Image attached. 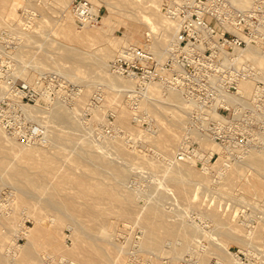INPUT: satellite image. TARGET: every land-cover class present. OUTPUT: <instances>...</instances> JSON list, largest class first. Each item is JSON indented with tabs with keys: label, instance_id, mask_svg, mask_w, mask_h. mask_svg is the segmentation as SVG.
Listing matches in <instances>:
<instances>
[{
	"label": "rangeland",
	"instance_id": "rangeland-1",
	"mask_svg": "<svg viewBox=\"0 0 264 264\" xmlns=\"http://www.w3.org/2000/svg\"><path fill=\"white\" fill-rule=\"evenodd\" d=\"M104 1L105 0H94L93 1L94 4L96 5V7H99V9H101V12H100L101 17L99 19V22L95 23V24H89L87 26H84V25L77 23L75 21V19L72 20L73 18H70L68 16L67 10L64 9L65 2H63V0H29V1L27 0V2H29L28 5H25V4H27L26 0H0V33H1L0 36L3 37V38L0 37V47L3 51L5 50L3 52L0 49L1 50L0 60H2L4 62L2 65L3 72L12 76L16 80L18 79L17 83H21V84H24V85L29 86V87H31V86L35 87L33 84H30V83L25 84V82L23 83L24 79L21 80V78H23V77H21L19 72H18L19 67H22V68L24 67L25 69L35 73L36 78H38L41 75L43 76L44 74H46V75L47 74H54L53 70H55V74L58 73L63 80H53V82L48 84L47 85V92H49V93H47V94H50L51 96L50 97L48 96L49 98L46 96H42L41 102L38 105V106H42L41 109L44 108L42 110L43 111L45 110L47 115H48L47 112H50L52 110V107H54V103H56V104L58 103L57 100H59L60 102L63 101L61 103L62 107H64V108L68 107L69 111L70 110L72 111L73 107H76V108H74L75 110L73 109L76 112L73 113V111L72 112L70 111V113H72L75 118L78 115L77 118H79L80 120L79 119H77V120H78L80 126L81 127L84 126L83 128H81L82 133H83V131L84 132L87 131L88 134H86V135L88 136L90 132L91 133L93 132L92 136L95 139H93L91 134L89 135V138L92 137L93 141L96 140V142L97 141L99 143L101 142L100 143L101 145L99 144V146L94 145L95 148L96 147L97 148L100 147V149L104 148L103 150H105V152H107V154L109 153L110 158L116 157V154L118 153L116 147L115 146L111 147L112 146L111 144L113 143V145H114L115 144L114 141L116 139H121V137L124 136L125 139L122 138L121 140L123 141V139H124L125 143L127 142V143H130V145L132 144L134 146V148L136 146L135 149L137 151H141L142 154H143V152H146V153H144L145 155L144 154L143 155L147 159H150V160L153 159V161L155 160L156 162H160L163 165L166 162H167L166 164H168L169 161H167L166 159H163L164 156H163L162 150L159 149L160 147H158L154 143V141H152V142L149 141L150 140L149 138H148L147 143H146V141H145L146 139L143 140L141 138V136L138 135L139 132H137L138 128L149 129L148 131L149 132L151 131V132L150 133L148 132V137H150L149 134H151V137H152L151 140H152L156 135L160 134V132L163 131V129H165V127H166L165 124L167 122L166 118H168V117L166 115H165L166 116L165 117L163 115V113L160 112V109H157L155 107H150V106H142L141 107L140 101H142V98H140V101H138V103H137L138 106L140 105V108H138V109H136L137 105H134V104H131L130 102H128L129 100H127V99H129V98H128L127 94L122 95V97L116 98L107 86H105L99 82V79L101 78L100 72L93 69L92 67L89 68V66L86 65L85 63L77 64V63H74V60L68 59V52H69L70 48H75L78 53L87 56V55H91V54L97 52L98 48H100V45L103 44L104 42H109V40H112L113 42L120 43V44H121V42H124L126 40H128L129 43H131V44H136V45L145 44L146 33H147V31H149V29L145 26L138 28V27H136V19H134L130 16L119 14L118 9H120L121 6L117 0H110L112 5H113L111 10H109L108 6L104 3ZM15 16L18 19L21 18L23 20H21V19L18 20L15 18ZM20 20L23 21L24 23L22 24L20 22ZM13 21H14V23H13ZM17 22H19L21 26H19L18 25L19 23H17ZM12 23H13V25H11ZM16 23L18 26L15 25ZM69 24L73 25V31H69V29H68ZM23 25H25V26H23ZM12 28H14V29H12ZM89 29L91 30V33L86 32V30H89ZM151 43H152V41H151ZM21 44L22 45L24 44L23 45L24 48ZM18 45L20 46L19 48H18ZM14 46H16V47H14ZM4 47H6V48H4ZM12 48H14V49H12ZM16 48H18V49L16 50ZM15 54H18V55H15ZM115 54L117 55V53H114V56L111 58L112 60L110 59L108 61V64H111L113 62L114 58L116 57ZM55 62L60 64V65H58V64H56V65H58V67L59 66L62 67V68H60V67L59 68L61 69L60 70L61 72L64 71V72H62L63 74L60 73V71L59 72L56 71L59 68L54 64ZM41 63H43L47 66H45V65L41 66L40 65ZM13 64H15L16 71L13 68L14 67ZM36 65H38V67L35 68ZM54 65H55V67H54ZM29 66L34 68V69H31ZM42 67H43L44 73L42 72V69H40ZM45 68H47V69L51 68V70L52 69L53 70L47 71ZM36 69L39 70L40 73ZM109 69H110V67H109ZM68 72L72 74V77H71V75H68ZM41 73H43V74H41ZM64 73H66V75H64ZM63 75L66 76V78H68L67 76H70L68 78L69 80L64 78ZM73 76H76V77H73ZM89 81H92V83L90 85H87V82H89ZM0 90L4 91V89L2 87L0 88ZM77 91L78 92L81 91V92L78 93ZM75 92H77L79 96ZM98 92H99V94H98ZM165 93H167V92H165ZM2 94L3 95H1L0 98L4 97V93H2ZM72 94L74 95V97ZM80 94L81 95L83 94L82 95L83 97L82 96L80 97ZM76 95L78 98H76ZM165 95H168V94H165ZM97 96L99 98H97ZM77 99H78V101H77ZM64 103H65V105L63 106ZM0 105L1 106L3 105L1 103V101H0ZM32 105H35V103H32L31 106ZM98 106L100 107V109H98L99 112L97 110H96L97 112H94L93 111L94 107L98 108ZM2 107H3V112H1V113L4 115V117L6 119L10 120V122L12 124H16L17 126H21V127H23V126L28 127L31 123H33L36 126H38L37 130H38V132L40 131L38 138L40 136L41 137L39 138V140L36 141V143L38 142V144H40V142H41V145L46 143V146H40L38 148H34L33 150H36V151L42 150V151H49V152L52 151L54 153H52L53 155H50V157H48V159L46 157L40 156L39 154H34L31 156H27V157H24V155H20L18 160H19V162L23 163L25 166L23 168V171H24L23 174L20 175L19 177H8V172L0 173L1 179L5 182L4 184L1 183L2 185L0 184V222L3 221L2 223H0V226L2 225V227H0V230L3 232H5L6 230L10 231L9 235H10L11 239H13V241H16L18 243V245H21L23 250L26 249L27 241L29 239L32 240V242L34 241L33 244L35 246L33 247L31 245L29 247L30 255L39 256L40 254H43L44 256H46L43 258V260H45V262H47L49 264L53 263V261H51V260H53V257L56 258L57 260L59 259V257L67 258V259L62 260V262H61V260H59V261L56 260V262H58L59 264H66V260L68 261V259L69 260H75L76 264H79V263L84 264L83 261H81L80 253L83 250V248L86 247V245L88 247L95 246L94 243L91 240L85 238L82 234H80V232H74V230L78 231V230H76L75 226L69 220H67V221L63 220L59 213L43 208V210L48 214V215L45 214V216L48 217L49 219L46 217H43L44 221H42V222L43 223L45 222L48 225H50L53 229L56 230L57 233L60 232V235L56 233L58 236L56 241L57 240L58 241L57 242L55 240H53L51 242L49 241L50 243H53V245L48 244L47 240L43 239L45 232L40 229V226L37 227V225L33 221L34 218L36 219L39 217L35 216V212H34V214H32V213L30 214V212L33 210V207L36 208V214H38L39 212L45 213L43 210H40V208H42V204H41L40 200H36V197L38 198V194H39V193L36 194V192H43V189L35 188L33 191H31V193L34 194V195L31 194V195L34 197L32 198V196H29V198H28L29 204H24L21 202V198L23 195L20 196L21 193L18 192L17 186H19L18 184H20L22 182L30 183L31 181H34V179L38 177L37 173L42 172V173L46 174L47 180L53 181L54 184L67 185L66 191L68 193H70V194L76 193L77 190L75 188H71V184L68 185V182H66V183L61 182V178L59 176L60 175L59 169L64 170V169L68 168L69 170L75 171L76 174H81V173L86 171V169H87L86 166L82 164L83 159L80 160V158L76 154L77 152L74 151L75 148L80 150L81 148L79 149V145L81 146V144H82L84 146L83 143L86 141V139H84V138L79 139L78 137H76V138H74L75 141L73 142L69 138L70 137L69 136L70 134L68 132L69 128H68V126H66L68 124H66V125L64 124L63 125L64 127H63L61 125V123H59L57 120L53 119V116L51 114H49V117H47L46 114H44V116L47 117L45 119L46 121L48 119L50 120V115L52 116L51 121L48 120L47 122L43 121L44 118H42L43 119L42 121H40L41 119L38 120L37 117L35 118V116H36V115L34 116L35 113L34 114L30 113L32 115H29V117L32 116L33 118H29L27 120H24V117L21 115L19 110H17L16 108L4 107V105ZM46 107H48V109H46ZM91 107L93 110L91 109ZM68 108L66 110H68ZM121 108H126L130 112V115L128 116V119L130 121L129 120L123 121V122L116 121L118 118L117 114H119ZM43 113H45V112H43ZM43 113H42V115H43ZM95 114H97V116L99 115L103 119H99V117L96 118L94 116ZM136 114L140 115L138 118L141 119L140 121H137V123L139 124L138 126L136 125L137 124L136 120L133 119ZM161 115H163V116H161ZM77 120H76V122H77ZM187 120H188V117H187ZM163 122H164V124H162ZM39 123H40V125H39ZM55 123H59V125L56 124L57 126H55ZM113 124H117L120 127L118 129V131H116L117 132L116 134L114 132V129H113V133H112V130H111V132L106 131V127L108 125L113 126ZM185 124L182 125L183 128L180 129L181 131L179 130L180 131L179 133L183 138H186V135H184L185 133L183 134V131H185L186 126L188 125L187 122ZM89 125H91L92 127H90ZM134 125L137 129H135ZM127 126H131L132 128L134 127V129L129 130V128ZM184 126H185V128H184ZM94 127L97 130H95ZM93 128H94V130H93ZM66 129H67V131H66ZM84 129H86V130H84ZM98 129L100 131H103V133L100 132ZM101 129H103V130H101ZM255 129H257V128H255ZM96 131H98V132H96ZM130 131H132L133 133ZM154 132L156 133V135ZM256 132L258 135L257 141H259L258 145L248 147L247 149L244 148V149H242V151L239 150L240 152L238 150H235V151L233 150L232 152L228 151V156L230 155L229 159H231V160L233 159L234 161H235V159L239 160V159L243 158L247 154L248 151L254 150V149H256L257 151H264V140H263L264 139V136H263L264 135L263 134L264 133V119H263V123L261 124L260 128L257 129ZM6 133H7L8 137H10V139H15V141H17L20 145H25V144H22V143L26 142L25 140L23 141L22 139H19V138L15 137L14 135H12L8 132H6ZM96 133H97V136H95ZM130 133H132L133 135H131ZM42 134H44V136H45L46 142H44V143H42L43 139H44V138H42L43 137ZM58 134H60V136H58ZM100 134H101V136H100ZM112 134H113V136H112ZM135 134L138 136V138L136 137ZM83 135H84V137L86 136L85 134H83ZM118 135H119V137H118ZM102 136L104 137L103 139L101 138ZM193 136H194V134H193ZM111 137H113V138H111ZM195 137H197V135H195ZM195 137H194V140L196 143L194 146L198 147L199 146L198 145L199 139H197L198 137L195 139ZM89 138L87 137V139H89ZM133 138H134V140H133ZM108 139L110 141H113V139H114V141L111 142V144H106V142H108ZM93 141L91 140V143ZM132 141L135 143H132ZM49 142H50V144H52L51 146H53V144H55L54 145L55 148H50V146H48ZM98 142L96 143V145L98 144ZM143 142H145V143H143ZM28 143L29 144H35L33 142L32 143L27 142L26 145ZM78 143H80V144H78ZM145 144H146V146H145ZM104 145L106 147H107V145H109L110 148H108V147L106 148ZM201 148H202L201 150L203 152H205V153L207 152L206 147L202 146ZM250 148H254V149H250ZM260 148H261V150H260ZM15 149L16 148L12 144L7 143L4 139L0 138V159L2 158V159L9 160V158L11 156L10 155L11 152H13ZM100 149H97V150H100ZM101 151H102V149H101ZM174 151L176 153H173L172 156H173V161L176 160V162L174 161L175 163L174 162L173 163L174 164H177V162L181 163L183 160L179 159V157H178V159H179V161H178L176 158L177 153L180 152L179 145H177L175 147ZM240 153H242V155H240ZM236 154H238V155H236ZM234 156H236V158ZM113 158H111V159H113ZM218 158H219V153L218 152L214 153L211 156L210 164H214ZM115 159L116 158H114V160ZM122 159L121 158L118 159V160L122 161V165L120 163L119 164L121 166H123V163H124L125 168L127 166L129 168H131V170L129 168H126V169H128V173L129 172L130 173L129 174L127 173V176L125 178L126 180L124 182L125 183L128 182L129 184L124 183V188L127 190H129V188H130V190H132V192L135 190L134 191L135 194L137 192H140L141 196H140V194L137 193L136 198L137 199L139 198L138 199V208L136 209L135 215L133 218L128 219V220H124L125 222L122 221L123 219H120L121 222H118L117 221L118 218H116V217H114V218L112 217V219H111V221H113V223H114V225H113L114 230H116V228H117V232L125 231V235L128 237V240L130 238L132 239V240H130V242H127V244L124 247V251L126 254L122 253V255L125 256V257L122 256L123 258H120L121 254L119 252L120 251L119 248L116 247L114 250V247L112 248L110 246L112 244L107 243V242L115 241V237H113L114 236L113 234L110 237L109 241H107V242L104 241V244L105 243L107 244L106 247L108 246L110 251H111V249L114 250V251L112 250V252L114 254L111 253V255H110L113 260L116 259V261H117L118 258H119V260L122 259V261H121L122 264H124L123 260L125 261V259H126L125 264H146V263L152 264L151 262L157 256V255L156 256H154V255L157 253L154 252V254H152L151 251L150 252L144 251L143 249L141 250L142 247H139V245H141L140 244L141 240H139V239L140 238L142 239L141 236H143V234H142L143 231H141V230H144V228L142 227V222L139 223L140 221L138 220V219H140V220L142 219L140 209L144 204H147L148 201L150 202L151 198H153V201H154L161 192L165 191L166 193H169L168 191H170L171 188L172 189L174 188L173 191L171 190V192L169 194H167V196L168 195H170V196L166 197V199L168 198V200L167 201L165 200L163 202V203H165L164 207L167 209V206H168L167 210L173 211V212L172 211L171 212L173 213L174 218H176V216H177V218L178 217L179 218L184 217L185 220L187 219L186 220L187 222L189 221L188 223H190L192 225H193V223H195L194 226L197 225L196 227L198 229H200V231L202 232L201 233L202 236L208 237V238L202 237L203 239L201 237H197L198 239H195V237H194V239L196 240V241L194 240L195 244L191 245L188 248L189 251L186 250L187 253H184L185 257L188 256L187 258L189 261L190 260L196 261V257H195L196 255H198L200 257L203 255V253L206 252L205 254L207 256L203 255V257L206 259V264H225L224 261L219 262L220 260L218 259V254H220V250L217 248H214V249L212 248V244L215 242V240H216V242H217V240H219V241L222 240V241L226 242V246L228 247V249L232 253L237 255L234 257H238L242 263H244V264H264V221H263V219H264V185L260 188H257V187L254 188L251 186L252 184H254L255 181L259 180L261 177H262L261 179H263L262 181L264 183V177L262 175H259L258 173H256L257 171L254 169L253 164L247 163V165H246V162L240 163V165L243 166V167L241 166L242 169L240 167V169H241L240 170L241 172L239 174L240 176L237 177V180L235 179L236 183L234 182L235 184H233L231 186L228 185V183L226 182L225 179L220 180L221 178H219L218 181L220 180V184L218 185V187H220L221 189H218L216 191L214 190L213 192H211L212 195H210L211 193L210 194L208 193L209 191H206V193H205L206 198H204V199L207 200L209 198V200L208 201L205 200L206 202H203V203H205L204 207H203V205H202L203 203L200 204L199 201H197L196 203L194 202L195 203V206H194V203L192 201L189 200V202H190V204H189L188 200H184L182 198H179V196L177 195V191H176L175 187L172 184H169L170 181L167 180L168 177L164 176V174H163V176L161 175L164 172L159 171V173H158L159 176H157L158 171L154 170V172H153V169L151 171V169L148 166H146L145 164L142 163V158H140V156L138 157V156L134 155L133 159L132 158L123 159V160H125V162L130 163V164L128 163V165L125 162H123ZM160 159H161V161H159ZM132 161H133V164H132ZM136 162H139L140 165L142 163V165L140 166L139 163H136ZM216 165H218V164H216ZM124 166H123V168H124ZM218 166H216V167L214 166L213 168L217 169ZM203 167H204V163L201 159H199L198 162L195 161V163H194L195 169L203 172ZM213 168L210 170V173L208 175L210 176V174H211L210 177L215 181L217 178L216 176H218V173H217V170L216 169L214 170ZM243 168L245 169V171ZM204 173H205V171H204ZM204 173H202V175H205ZM206 174H207V172H206ZM107 175H108V177H105ZM105 176H103L104 179L102 178L104 181H106V182L107 181L109 182V180L111 181V178H110L108 173H105ZM156 176L159 178V181H160V178L163 180V182L160 181V182H162V184L158 181ZM259 176H261V177H259ZM107 178L108 179L110 178V179L108 180ZM164 180L166 182L167 181L169 182V183L168 182L167 183H168V186L170 189L168 188V186L166 185L167 183L164 182ZM153 182H154V184H153ZM194 182H196V181H194ZM156 183L160 188L156 187V190H155L154 185ZM127 184H128V186H127ZM151 185L153 186V188ZM157 185H155V186H157ZM150 186H151V188H150ZM165 186H166V189H165ZM137 190H140V191H137ZM158 191H159V193H158ZM200 191H204L203 188H201ZM155 192L157 193V195L155 194ZM173 192H174V194H173ZM171 193L173 194V196L176 195L177 199H175V196L172 197ZM150 194H151V196L154 195L155 198L153 196L150 197ZM138 195L140 197H138ZM142 195H144V197H142ZM173 199L180 201V202L174 201ZM34 201L36 202L37 205L34 204L35 203ZM168 201L170 202V205L168 203H166ZM213 201L215 203H213ZM32 202H33V204H32ZM172 202H173V204H172ZM208 202H210V205L212 203H213L212 205H214L210 208L215 209L216 207H218V210H220V211H218V214H219V216H221L222 220H225V221L230 220V221H232L233 226H235V225H236V227L238 226L237 227V230H239L238 233L241 234L240 236L242 238L245 237V240L249 242V243L246 242L248 244L226 239V237L224 236L223 231H222V230H224V228H222L220 226L217 227L215 219L212 218V216L208 213L209 212L207 210L209 208V207H207ZM175 203H176V205H175ZM180 203H182L183 207H181V205H179ZM38 204H39V206H38ZM197 204H198V206H197ZM199 204L201 205L200 206L201 208L199 207ZM184 205L187 208L190 207V205L192 207L188 208L189 209L188 210L186 207L184 208ZM177 206L178 207L180 206L181 209L177 208ZM205 207H207V208H205ZM9 208L10 209L14 208L13 212H14V210H15V212L14 213L13 212H11V213L6 212L5 213V211L10 210ZM172 208H175V209L173 210ZM176 208H177V210H176ZM37 210L39 211L38 213H37ZM175 210L179 211V212L177 213V212H175ZM204 210L205 211L207 210L208 212L207 211L205 212ZM221 210H222V214H221ZM34 211H35V209H34ZM41 211H43V212H41ZM181 212H186V213L182 214ZM187 212H189V213L187 214ZM223 212H224V215H223ZM40 213L38 214V216L40 215ZM179 213H181L182 216ZM201 213H203V214L206 213V214L201 215ZM54 214H56V217H57L56 219L58 221H56V219H55L52 222V220L50 219L51 218L50 216L54 215ZM57 214H59V215L57 216ZM6 215H9V216H6ZM31 215H33V216H31ZM43 215H41V216H43ZM136 215H138L137 216L138 218L136 217ZM207 215H208V217H206ZM232 215H233V217H231ZM41 216H40V218H41ZM9 217L16 220L14 223L18 222L19 224H21L23 222L26 229L29 230V233L27 234L25 232L24 235H22L21 233H14V231H13L14 227H12V228L10 227L11 225L13 226V224H14L13 219L11 220L12 222L10 223L11 224L10 226L8 225L10 219L8 221L5 220V222H4V219L5 218L8 219ZM31 217H33V220ZM1 218H2V221H1ZM134 218H136V219H134ZM260 218H262V219H260ZM241 220H242V222H241ZM116 221L118 222L117 224H116ZM126 221L130 222L129 223L130 225ZM54 222L57 223L56 227H55V225L53 226ZM61 223H63V225ZM241 223H244V225L242 224L243 225L242 226ZM70 224H72V225H70ZM126 224H128V226ZM207 224H209V225H207ZM136 225H137V227H136ZM247 225L250 227H248ZM8 226H9V230H8ZM72 226H74V228ZM134 226H135V229H134ZM215 226L217 227V229L215 228ZM124 228H125V230H124ZM126 228H127V230H126ZM128 228H130V229H128ZM213 228L215 230H212ZM119 229H120V231H119ZM133 229H134L135 233L133 232ZM209 229H211V230L209 231ZM61 230H62V232H61ZM204 230H206L205 233L207 232V234L204 233ZM72 231L76 235L72 234L73 233ZM126 231H129V233L127 234ZM215 231H217L216 232L217 234L220 231V233H219L220 235L216 236L217 234L215 233ZM221 231H222V233H221ZM250 231L252 234L250 233ZM210 232L215 236H213ZM11 233H12V235H11ZM208 234L209 235L211 234L215 240L214 241L212 240L211 242H209L212 237L210 238L209 236H206ZM63 235H65V236H63ZM130 235H132L134 237V239H133V237H130ZM134 235H136V236H134ZM59 236H60V238H59ZM77 236H79V239H78L79 241L76 240ZM58 238L60 239V241ZM61 240H62V242H61ZM96 240H98V241H96ZM100 240L101 241H99V239H95V243L101 242L100 246H102L103 240L101 238H100ZM200 240H203V241H200ZM207 240H208V242H207ZM8 241H10V240L7 239L5 242L7 244H9ZM45 241H46V243H45ZM194 241L191 242V244L194 243ZM58 242H61L62 243V244L60 243L61 246L64 245L63 247H65V248L67 246L68 250H67V248L63 249V247H60V246L59 247L62 249H59L58 244H54V243H58ZM133 242H135L134 245H133ZM197 243H198V246L196 245ZM7 244H5V245H7ZM130 244L132 246H130ZM170 244L168 243L167 245L171 247L172 244L171 245ZM206 244L208 246L209 245L210 246L208 247ZM49 245H51L52 248ZM54 245L56 248L54 247ZM128 245H129V248L127 247ZM96 246H99V243H98V245L96 244ZM133 246H135V247H133ZM168 246H166V248ZM200 246L202 248H199ZM57 247H58V249H57ZM78 247H79V249H78ZM170 247H168L169 250H170ZM197 247L199 249H197ZM206 247H208L209 249ZM80 248H82V249H80ZM133 248H135L136 250ZM203 248H205V251L203 250ZM211 248H212V250H211ZM72 249L74 251H72ZM126 249L128 252H126ZM137 249L139 252H137ZM190 250H192V251H190ZM116 251L119 252L118 255H117ZM61 252H63L64 255L65 254H68V255H66V257H65V256H63V254L61 255ZM129 252L130 253L133 252V253L129 254ZM134 252H136V253H134ZM140 252L144 253L143 254L144 256L141 255ZM146 252H148L147 254L150 255V256L147 255L149 258L145 256ZM188 252H189V254H188ZM192 252L194 253V255H192L193 254ZM31 253H33V254H31ZM54 254L56 256H54ZM47 255L52 256V258L48 257L50 259L49 260L47 258ZM167 255L166 254L160 255L161 258L159 257V261L161 264H170L171 263L170 261L168 262V260L170 259L169 256L171 254L168 255L169 259L167 258ZM165 256L167 259L165 258ZM144 257L148 258L149 261H148V259H145ZM150 257H153V259L151 258V260H150ZM162 257H164V258H162ZM189 257H191V258H189ZM141 258L144 259L145 261L143 262V260ZM228 258H230V256H228ZM231 258L233 261L235 260V258H233L232 256H231ZM166 260H167V262H166ZM56 262H55V264H58Z\"/></svg>",
	"mask_w": 264,
	"mask_h": 264
},
{
	"label": "bare ground",
	"instance_id": "bare-ground-1",
	"mask_svg": "<svg viewBox=\"0 0 264 264\" xmlns=\"http://www.w3.org/2000/svg\"><path fill=\"white\" fill-rule=\"evenodd\" d=\"M91 1L90 2L93 4L95 10L97 11L99 9V7H96V5L93 2L94 0H91ZM117 1L120 3V6H121V8L118 9V13L119 14L130 16V17L136 19V27L141 28V27L145 26V27H147L149 29V31H147V33L152 35V37H151L152 38V43L148 44V47H150V49L155 53V55L158 58V60L164 61L166 59V57H167V52H168V47L170 45V42L175 38V35H176L175 24H174V22L171 19H169L167 17V15L165 13V4H166L165 1L164 0H117ZM26 2H27V0H26ZM63 2H65L64 9L67 10L68 16L70 18H73L72 20H74L75 18H74L72 9H71L72 0H63ZM244 2L248 3V2H250V0H244ZM104 3L108 6L109 10H111V8L113 7L111 1L110 0H105ZM28 4H29V2H27V4H25V5H28ZM16 16H15V18L18 19ZM19 19H21V18H19ZM21 20H23V19H21ZM21 20H20V22L23 24L24 22L21 21ZM14 21H13V23H14ZM13 23L11 25H13ZM17 23H19V22H17ZM17 23L15 25H17ZM18 25L21 26L20 23ZM23 26H25V25H23ZM84 26H87V25H84ZM12 29H14V28H12ZM68 29H69V31H73V25L69 24L68 25ZM86 32L87 33H91V30L90 29L86 30ZM0 37H2V36H0ZM131 45H136V44H131V43H129L128 40H126L124 42H121V44L113 42L112 40H109V42H104L103 44H101L100 48H98L97 52H95V53H93L91 55H87V56L78 53L75 48H70V50L68 52V59L74 60V63H77V64L85 63L86 65L89 66V68L92 67L93 69H95L98 72H100L101 73V78L99 79V82L102 83L103 85L107 86L109 88V90H111V92L114 94V96L116 98L122 97V95H124V94H127V96L130 97L132 95H130V94L128 95V93L130 91H132L136 87V80H134L131 77L122 75L117 70H113L111 68L112 63L108 64V61L114 56V53H117V55H118L119 53L123 52L126 48H128ZM16 46H14V47H16ZM19 47L20 46L18 45V48ZM4 48H6V47H4ZM18 48H16V50ZM23 48H24V46H23ZM0 49H1V47H0ZM12 49H14V48H12ZM1 50H0V52H1ZM244 52H245L244 55L246 57H248L249 59L253 60L255 65L264 72V53L262 51H258V49L254 48V47H249ZM15 55H18V54H15ZM54 64L56 65L58 63L55 62ZM40 65L42 66V65H45V64L41 63ZM55 65H54V67H55ZM58 65H60V64H58ZM58 65H56V66L58 67ZM13 66L12 67L16 71L15 64H13ZM45 66H47V65H45ZM108 66L110 67V69H109ZM36 67H38V65H36L35 68ZM30 68L34 69L32 67H30ZM60 68H62V67H60ZM60 68L58 70H56V71L59 72L61 70ZM40 69H42V72H43V67L40 68ZM45 69L47 71H52L53 70V69L51 70V68L50 69L45 68ZM39 70H37V71H39ZM40 71H39V73H40ZM18 72H19L20 76L23 77V78H21V80L24 79L23 83L24 82H25V84L26 83H30V84H33L34 86L38 85V79H39V77L42 76V75L39 76V77L37 76L38 78H36V74L35 73L25 69L24 67L23 68L19 67ZM53 72L55 73V70H53ZM62 72H64V71H62ZM62 72L60 71V73H62ZM43 73H41V74H43ZM64 75H66V73H64ZM68 75H71V77H72V74L69 73V72H68ZM67 77L69 78L70 76H67ZM73 77H76V76H73ZM64 78H66V76H64ZM68 78H66V79H68ZM91 83H92V81H89V82H87V85H90ZM1 87H2V85L0 84V88ZM252 90H253L252 80H243L239 84L240 94L243 97H245V98L250 95ZM164 91L167 92V93H165ZM77 92H75V93H77ZM80 92H78V93H80ZM2 93H4V91L0 90V96L3 95ZM78 93H77V95H78ZM164 93L168 94V95H165ZM98 94H99V92H98ZM77 95H76V98H78ZM82 95L80 94V97ZM73 97H74V95H73ZM97 98H99V97L97 96ZM127 100H129L128 102L133 104L131 102V99H127ZM57 101H58V103L57 104L54 103V107H52V110L50 109L51 111L47 112L48 115L46 114L45 110L44 111L42 110L44 108L41 109L42 106H38L39 104L30 106V107L27 106V109H28V111H30V113H32V114L35 113L34 114V116L36 115L35 118L37 117L38 120L41 119L40 121H42L43 120L42 118H44L43 121L47 122L49 119L47 121L45 119L47 117H49V114H51L53 116V119H55L59 123H61L62 126L64 124L65 125L68 124L66 126H68V128H69L68 129L69 130L68 132L70 134L69 138L73 142L75 141L74 138H76V137H78L79 139H81V138L86 139V141L83 143L84 146L82 144H81V146L79 145V149L81 148L80 150H78L77 148H75V149L73 148L74 151L77 152L76 154L78 155L80 160L83 159L82 160V164L86 166V168H87L86 171L81 173V174H76L75 171L69 170L68 168L64 169V170L63 169L62 170L59 169V171H60V175L59 176L61 178V182H65V183L68 182V185L71 184V188H75L77 190V192L74 193V194L68 193L66 191V186L67 185L54 184L53 181L47 180L46 174H44L42 172H38L37 173L38 177L35 178L34 181H31L30 183L22 182V183L18 184L19 186H17V190H18V192L21 193L20 196H22V195L24 196V197L22 196L21 202L24 203V204H29V202H28L29 196L34 195V194L31 193V191H33L35 188L43 189V192H36V194L39 193L38 194V198L39 199L36 197V200H40V202L42 204V208H40V210H43V208H44V209L52 210L53 212L55 211V212L59 213L63 220H66V221L69 220L75 226L76 230H78V231L74 230V232H80V234H82L85 238L91 240L94 243L95 246L88 247L86 245V247L83 248V250L81 251L82 254L80 253L81 261H83L84 264H122L121 263L122 259L119 260V258H118V260L120 261L119 262L118 260L116 261V259L113 260L111 258L110 255H111V253H113L112 252L113 249H111V251H110L109 247L108 246L106 247L107 244L106 243L104 244V241H106V242L109 241L110 237L113 234L114 235L113 237H115V241H113V242L111 241V242H107V243L112 244L110 246L112 248L114 247V250H115L116 247L119 248V250H120L119 252L121 254L120 258H123L122 256H124V255H122V253H125L124 247L127 244V242H130V240H132L131 238L128 240V237L125 235V231H120V229H119L120 232H117V228H116V230H114V228H113L114 223H113V221H111L112 217L113 218L114 217L118 218L119 219V220L117 219L118 222H121L120 219H123L122 221L131 219V218L134 217L135 211L138 208V199L139 198L137 199L136 196H137V193L140 194V192H137L135 194V192H134L135 190L132 192V190H130V188H129L130 191L124 188V183H125L124 181L126 180L125 178H126L127 173H128V169H126V168H129V167L127 166L125 168V166H124L125 164L123 163V166H124V168H123V166H121L122 165V161L118 160L120 158L121 159L122 158L123 159H129V158L133 159L134 155L138 156V157L140 156V158H142V163L145 164L146 166H148L151 169V171H152V169H153V172H154V170L158 171L157 172V176H159L158 175L159 171H163L164 173H162V174L160 173V174L162 176L164 174V176L168 177L167 180H169L170 183L168 181L167 182L169 184H172L175 187V189L177 191V195L179 196V198H182L184 200H188L189 204H190L189 200L192 201L193 203L194 202L196 203L197 201H199L200 204H202L203 202L208 201L209 198L207 200L204 199V198H206L205 197L206 196V194H205L206 191H209L208 193L210 194L214 190L216 191L218 189H221L220 187H218V185L220 184V180H222V179H225L226 182L228 183V185H230V186L235 184L236 183L235 179L237 180V177L240 176L239 175L240 172H241L240 170L243 167L242 165H240V163H242V162H246V165H247V163L253 164L254 169L257 171L256 173H258L259 175H262L264 177V151H257L254 148H250V149H254V150L248 151L246 155L244 154L245 155L244 157L242 156L243 158H241L239 160L235 159V161L233 159L231 160V159H229L230 155L228 156V149L229 148L223 146L221 143H219L215 139H213L211 134H210V132L207 131V130L198 132V131H193V130L192 131L191 130L188 131V130L185 129V131H183V134L184 133H186V134L188 133V134H190L191 137L193 136V134H194L193 137H195V135H197L198 138L195 137V139L196 138L199 139L198 142H200V147L198 146L199 148H197L196 151H194V155H193V157L191 159L185 158L181 163L177 162V164H174L176 162V160H174L175 162L173 161V156L172 155H173V153H176L174 151L175 147L177 145H179V148H180V146L182 144H184V142H185V139L180 135L179 132L181 131L180 129L183 128L182 125H184L187 122V117H188L187 116L188 106H187V104L185 103V101L183 99L182 92L179 91L178 89H175V88H168V89L164 88L163 89V87L160 84L154 83V84L148 85L147 89L142 92V101L139 100L141 102V107L142 106L155 107L157 109H160V112H162L164 116L166 115L168 117V118H166L167 122L165 121L166 122V124H165L166 127H165V129L162 128L163 131H161L160 134L156 135V133L154 132L156 136L151 140V138H152L151 134H149L150 137H148V132H149L148 130L149 129H144V128H141V129L138 128L137 129L135 127V125H134L135 129H137V132H139L138 135L141 136V138L143 140L146 139L145 140L146 143H147V140L149 138L150 139L149 141H151V142L154 141V143L158 147H160L159 149H161L162 152H163V156H164L163 159H166L167 161H169L168 164H166L167 163L166 161H165L166 163H164L162 161L164 163V165L162 163H160V162H156L155 160L153 161V159L150 160V159H147L146 157H144V155H145L144 153H146V152H143V154H144L143 155L141 151H137L135 149L136 146L134 148V146L132 144L130 145V143H127V142L125 143L124 142V139H125L124 136L121 137V139L124 138L123 141L121 139H116L114 137L116 139L115 141L113 139V141L115 143L114 145H113V143L111 144V142H113V141H110L109 139H108V142H106V144H111L112 145L111 147L115 146L116 149H117V152H118V153L116 152L118 155L116 154V157H114L116 159L114 160L113 157H111V158H113V159H111L110 156H109V153L107 154V152H105V150H103L104 148H101L102 151H101L100 147L99 148L96 147L97 149H100V150H97L95 148V146H99V144L101 142L99 143L97 141L98 144L96 145V143H97L96 140H94L95 142L93 141V139H95L92 136L93 132L89 133V135L91 134L93 139H92V137L89 138V135L88 136L86 135V134H88L87 131H85L86 133L84 131L82 133V129L81 128H83L84 126L83 127L80 126V124H79V122L77 120V119H79V118H77L78 115L76 114L77 117L75 118L74 115L72 113H70L71 110L69 111L68 107H67L68 110H66L67 108L62 107L61 103L63 101L62 102H60L59 100H57ZM77 101H78V99H77ZM64 105H65V103L63 104V106ZM48 107H46V109H48ZM74 108H76V107H73V109ZM138 108H140V105L139 106L137 105L136 109H138ZM73 109H72L73 113L76 112V111H74L75 109L74 110ZM91 109H92V107H91ZM98 109H100L99 106H98V108L94 107V110L93 109L92 110L94 112H97V111L99 112ZM43 112H45V113H43ZM42 113H43V115H42ZM44 114H46L47 117H45ZM51 115H50V120L49 121H51V119H52ZM117 115H118V118H117L116 121H120V122L128 121L129 120L128 116L130 115V112L126 108H121L119 114H117ZM163 115H161V116H163ZM94 116L96 118L99 117V119H103L99 115L97 116V114H95ZM214 116H218V115L214 114ZM29 118H33V117L31 116ZM133 119L135 120V117ZM76 120H77V122H76ZM59 123H55V126L59 125ZM136 123H137V121H136ZM162 124H164V122ZM39 125H40V123H39ZM136 125L138 126L139 124L137 123ZM89 126L92 127L91 125H89ZM112 127L114 129L115 134H116L117 133L116 131H118V129L120 127L117 124H113ZM127 127L129 128V130L130 129L131 130L134 129V127L132 128L131 126H127ZM94 128H93V130H94ZM184 128H185V126H184ZM84 130H86V129H84ZM95 130H97V129L95 128ZM101 130H103V129H101ZM5 131L0 126V138L4 139L9 144H12L16 148L13 152H11V154H10L11 156H10L9 160L2 159V158L0 159V173L8 172V177H19L20 175L23 174V172H24L23 168H24L25 165L23 163L19 162L18 158H19L20 155H24V157H27V156H31V155H34V154H39L40 156L46 157L48 159V157H50V155H53L52 153H54L52 151L49 152V151H42V150H40V151L33 150L34 148H38L40 146H46V143H44V142H46L44 134H42V136H43L42 138H44L43 142H42V143H44L43 145H41V142H40V144H38V142L37 143L35 142V144H29L28 143L27 145H26L27 142H24L22 144H25V145H20L17 141H15V139H10V137H8V135L6 133L7 131L6 132ZM66 131H67V129H66ZM96 132H98V131H96ZM100 132L103 133V131H100ZM130 132H132V131H130ZM112 133H113V130H112ZM132 133H130V134L133 135ZM83 134H85L89 139H87L86 136L84 137ZM101 134H100V136H101ZM58 136H60V134H58ZM95 136H97V133H96ZM112 136H113V134H112ZM118 137H119V135H118ZM136 137L138 138L137 135H136ZM101 138L103 139L104 137L102 136ZM111 138H113V137H111ZM90 139L94 142V143L92 142L93 144L91 143ZM133 140H134V138H133ZM132 143H135V142L132 141ZM143 143H145V142H143ZM48 144H49L48 146H50V148H55L54 147L55 144H53V146H51L52 144H50V142ZM78 144H80V143H78ZM145 146H146V144H145ZM202 146L207 148V150H206L207 152L206 153L201 150ZM107 147L110 148L109 145H107ZM260 150H261V148H260ZM240 151H242V149ZM216 152L219 153V158L217 159V161L214 164H210L211 156L214 153H216ZM242 153H240V155H242ZM238 154H236V155H238ZM178 155H179V153H177V156L176 155L175 156H176L177 160L179 161ZM234 157L236 158V156H234ZM198 159H201L203 161V163H204L203 172L198 171L197 169L194 168V163ZM159 161H161V159ZM123 162H125V160H123ZM139 162H136V163H139ZM125 163L128 165L129 162H125ZM142 163H141V165H142ZM132 164H133V161H132ZM216 164H218L219 166L216 165ZM139 165H140V163H139ZM214 166L215 167L218 166L217 169L215 168L217 170V173H218V176H216L217 178H216L215 181L210 177L211 174H210V176L208 175L210 173V170ZM240 167H241V169H240ZM129 169L131 170V168H129ZM204 171H205V173H204ZM244 171H245V169H244ZM206 172H207V174H206ZM105 173L109 174V176L111 178V181L109 180L110 178L109 179L107 178L109 180V182L108 181L106 182V181L103 180L104 179L103 176H105ZM202 173H204L205 175H202ZM105 177H108V175L105 176ZM259 177H261V176H259ZM219 178H221V179L218 181ZM261 178L259 180L255 181L254 184H252L251 186L254 187V188L255 187H257V188L262 187L264 185V183L262 181L263 179H261ZM157 179L159 181L158 177H157ZM160 181L163 182V180L161 178H160ZM194 181H196V182H194ZM162 182H160V183L162 184ZM164 182H166V181L164 180ZM1 183L4 184L5 182L1 179V176H0V184ZM126 183H128V182H126ZM168 183L166 184L167 186H168ZM128 184H127V186H128ZM153 184H154V182H153ZM155 185H157V183ZM155 185H154L155 190H156V187L160 188L158 185L157 186H155ZM151 186H150V188H151ZM152 188H153V186H152ZM168 188H169V186H168ZM201 188H203L204 191H200ZM165 189H166V186H165ZM173 189L171 188L170 191H168V192L170 193L171 190L173 191ZM137 191H140V190H137ZM158 193H159V191H158ZM169 193H166L165 191H163V192H161L158 195V197L156 196L157 198L154 201H153V198H151L150 199L151 201L150 202L148 201L149 203L146 201L147 204H144L141 207L140 212H141V215H142V219L141 220L138 219L140 221V222L139 221L138 222L139 223L142 222V227L144 228V230L140 229L141 231H143V233H142L143 236H141L142 239L139 237L140 238L139 240H141L140 244L142 245V246L139 245V247H142L141 250L143 249L144 251H148V252L151 251L152 254H154V252L157 253V254L154 255V256H156V255L157 256L151 262L152 264H161L160 261H159V257H160V255H165V254L166 255L167 254L168 255L171 254L170 255L171 257L169 256L170 259L168 258V255H167V258L169 259L168 262L169 261L171 262L170 264H206V259L203 257V255H206L205 254L206 252L203 253V255L200 256V257L198 255H196L195 256L196 257V261H192V260L189 261L188 258H187L188 256L187 257L184 256V253H187L186 250L189 251L188 248L191 245L195 244V241H196L195 239H198L197 237H201L202 238L203 236L201 234L202 232L200 231V229H198L196 227L197 225L194 226L195 223H193V225L188 223L189 221L187 222L186 221L187 219L185 220L184 217H181V218L178 217L177 218V216H176V218H174V215L172 213L173 211L170 208L169 209L172 212L167 210L168 206H167V209L164 207L165 203H163V202L165 200L166 201L168 200V198L166 199V197L170 196V195L167 196V194H169ZM155 194L157 195L156 192H155ZM173 194H174V192H173ZM173 194L171 196L172 197L175 196V199H177L176 195L173 196ZM210 195H212V193ZM140 196H141V194H140ZM140 196L138 195V197H140ZM152 196L155 198L154 195H152ZM152 196L150 194V197H152ZM33 197L34 196H32V198ZM142 197H144V195H142ZM175 199H173V200L177 201ZM169 201L166 202V203H168L170 205ZM177 202H180V201H177ZM176 203H175V205H176ZM195 203H194V206H195ZM213 203H215V202L213 201ZM32 204H33V202H32ZM34 204H36V202ZM172 204H173V202H172ZM200 204H199V207L201 206ZM204 204L205 203L202 204L203 207H204ZM212 204L210 205V202L207 203V207H209L207 210L209 212L207 210L206 211L212 216V218L215 219L217 227L220 226V227L224 228V230H222V231H223V234L226 237V239L227 240L238 241V242H241V243L248 242V241L245 240V237L242 238L240 236L241 234L238 233V231H239V230H237L238 226L237 227H236V225L233 226L232 221H230V220H226L225 221V220L221 219V216H219V214H218V211H220V210H218V207H216L217 209L216 208L215 209L214 208H210V207L214 206ZM179 205H181V207H183L182 203H180ZM185 205H184V208L186 207ZM38 206H39V204H38ZM197 206H198V204H197ZM191 207L192 206L190 205V207H188V208H191ZM207 207H205V208H207ZM177 208H180V206L179 207L177 206ZM177 208H176V210H177ZM13 209L14 208L10 209L9 211L7 210V211H5V213L6 212L11 213V212H13ZM34 209H35V211H34ZM172 209L174 210L175 208H172ZM176 210H175V212L178 213L179 211H176ZM43 211H41V212H43ZM14 212H15V210H14ZM34 212H35V216H37L39 218H36V219L34 218V220H33V217H31L32 220L37 225V227L40 226V229L45 232L44 236H43L44 237L43 239L44 240L46 239L48 244H52L53 245V243H50V242L53 241V240L56 241V239L58 237L57 234L60 235V232L57 233L56 230L53 229L50 225H48L45 222L44 223L42 222V221H44L43 217H46L45 214L48 215L45 211H44L45 213H40L37 210V213L38 212L40 213V215L38 216L39 213L36 214V208L33 207V210L30 212V214L31 213L34 214ZM181 213L184 214L186 212H181ZM181 213H179V214L182 216ZM188 213L189 212H187V214ZM59 214H57V216ZM202 214L203 213H201V215ZM204 214H206V213H204ZM221 214H222V210H221ZM41 215H43V216H41ZM223 215H224V212H223ZM6 216H9V215H6ZM31 216H33V215H31ZM40 216H41V218H40ZM137 216L138 215H136V217ZM50 217H51L50 219L52 220V222L57 218L56 214L51 215ZM206 217H208V215ZM231 217H233V215ZM46 218H48V217H46ZM9 219H10V221H9L8 225L10 226L11 225L10 223L12 222L11 220L13 218H10V217L8 219L5 218L4 222H5V220L8 221ZM134 219H136V218H134ZM260 219H262V218H260ZM1 221H2V218H1ZM15 221L16 220L13 219V223ZM56 221H58V220L56 219ZM117 221H116V224L118 223ZM263 221H264V219H263ZM2 222H0V223H2ZM241 222H242V220H241ZM127 223L129 224L130 222H127ZM56 224L57 223L54 222L53 226L55 225V227H56ZM61 224L63 225V223H61ZM72 224H70V225H72ZM128 224H126V225L128 226ZM209 224H207V225H209ZM242 224L244 225V223H241V225ZM9 226H8V230H9ZM74 226H72V227L74 228ZM216 226H215V228L217 229ZM0 227H2V225ZM10 227L11 228L14 227L13 228L14 233H21L22 235H24L25 232L27 234L29 233V230L26 229V227L24 226L23 222L21 224L16 222V223L13 224V226L11 225ZM136 227H137V225H136ZM248 227H250V226H248ZM128 229H130V228H128ZM134 229H135V226H134ZM134 229H133V232L135 233ZM124 230H125V228H124ZM126 230H127V228H126ZM210 230L211 229H209V231ZM212 230H215V229L213 228ZM6 231L3 232V231L0 230V264H49V263L45 262V260H43V258L46 257L43 254H40L39 256L30 255L29 247L31 245L33 247L35 246L33 244L34 241L32 242V240L29 239L27 241L26 249L23 250L21 245H18V243L16 241H13V239H11V237L9 235L10 231H7V232ZM205 231L206 230H204V233H205ZM222 231H221V233H222ZM251 231H250V233H251ZM61 232H62V230H61ZM74 232L72 234H75ZM216 232L217 231H215V233ZM126 233L128 234L129 231H126ZM219 233H220V231H219ZM219 233L218 234L216 233L217 234L216 236H219L220 235ZM205 234H207V232ZM11 235H12V233H11ZM136 235H134V236H136ZM210 235L209 234L206 235V236H209L210 238L212 237L211 239L209 238L210 239L209 242H211L212 240L214 241L215 239L213 238V236H215V235H213V234H212L213 236L212 235L210 236ZM63 236H65V235H63ZM77 237H76V240L79 239V236H77ZM130 237H133V236L130 235ZM194 237H195V239H194ZM59 238H60V236H59ZM100 238L103 240L102 241L103 245L101 244L102 246H100L101 242H98L99 246H96V244L98 245V243L97 242L95 243V239H99V241H101ZM203 238H208V237H203ZM7 239L10 240V241H8L9 244H7L5 242ZM133 239H134V237H133ZM59 241H60V239H59ZM96 241H98V240H96ZM193 241H194V243L191 244V242H193ZM200 241H203V240H200ZM61 242H62V240H61ZM61 242L54 243V244H58V247L59 246L63 247L64 245L61 246V244H62ZM207 242H208V240H207ZM45 243H46V241H45ZM134 243L135 242H133V245H134ZM168 243L169 244L171 243L172 246L171 247L168 246L167 245ZM248 243H246V244H248ZM5 244H7V245H5ZM196 245L198 246V243ZM49 246L51 247V245H49ZM130 246H132V245L130 244ZM135 246H133V247H135ZM166 246L170 247V250L168 249V247L166 248ZM54 247H55V245H54ZM58 247H57V249H58ZM60 247H59V249H62ZM127 247L129 248V245ZM208 247H206V248H208ZM64 248L65 247H63V249ZM66 248H67V246H66ZM199 248H202V247L200 246ZM199 248L197 247V249H199ZM212 248L213 249L217 248V249L220 250V254H218V259L220 260L219 262H223L224 261L225 264H244V263H242L239 260L238 257H234V256H237V255H235L234 253H232L228 249V247L226 246V242H224L222 240H220V241L217 240V242H216V240H215V242L212 244ZM212 248H211V250H212ZM78 249H79V247H78ZM80 249H82V248H80ZM133 249H135V248H133ZM67 250H68V248H67ZM203 250L205 251V248H203ZM72 251H74V250L72 249ZM190 251H192V250H190ZM63 252H61V255L63 254ZM119 252H117V255H118ZM126 252H128L127 249H126ZM137 252H139L138 249H137ZM148 252H146V255H145L146 257L150 256V255L147 254ZM132 253L133 252H131V253L129 252V254H132ZM134 253H136V252H134ZM31 254H33V253H31ZM143 254L144 253H141V255H143ZM188 254H189V252H188ZM66 255H68V254H65V255L63 254V256H65V257H66ZM192 255H194V253ZM54 256H56V255L54 254ZM228 256H230V258H231V256L233 258H235V260H234L235 262L232 260V258L231 259L228 258ZM48 257L52 258V256H48L47 255V258ZM153 257H150V260H151V258L153 259ZM148 258H145V259H148ZM162 258H164V257H162ZM165 258H166V256H165ZM189 258H191V257H189ZM64 259H67V258L59 257V259L57 260L56 258L53 257V260H51V261H53V263H51V264H55L56 260L57 261L61 260V262H62V260H64ZM142 260H143V262L145 261L144 259H142ZM148 261H149V259H148ZM166 262H167V260H166ZM56 263H58V262H56ZM123 263L124 264L126 263V259H125V261L123 260ZM66 264H76V261L68 259V261L66 260ZM79 264H81V263H79Z\"/></svg>",
	"mask_w": 264,
	"mask_h": 264
},
{
	"label": "built area",
	"instance_id": "built-area-1",
	"mask_svg": "<svg viewBox=\"0 0 264 264\" xmlns=\"http://www.w3.org/2000/svg\"><path fill=\"white\" fill-rule=\"evenodd\" d=\"M164 1L165 13L176 27L166 59L158 60L148 47L152 35L146 33L145 44L129 46L112 62L113 70L136 80L128 98L137 105L142 92L154 83L165 89H178L188 106L186 130H207L228 151L257 146L256 130L264 119V72L244 51L254 47L264 53V0ZM71 9L81 25L98 23L101 17V9L96 11L89 0H73ZM3 63L0 60V83L4 89L0 101L4 107L19 110L24 120L31 115L27 106L38 105L42 96H51L47 85L63 80L59 74H44L37 86L29 87L3 72ZM243 80L253 83L246 98L239 91ZM2 106L0 126L4 130L26 142L39 140L38 126L12 124L1 113ZM139 116L135 115L136 121H140ZM111 130L113 127L108 125L106 131ZM185 135L178 155L181 160L191 159L200 147V142L199 147L194 146L193 136Z\"/></svg>",
	"mask_w": 264,
	"mask_h": 264
}]
</instances>
